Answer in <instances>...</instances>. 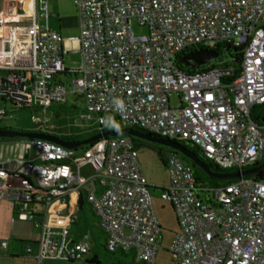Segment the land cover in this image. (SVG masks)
Masks as SVG:
<instances>
[{"label":"built area","instance_id":"obj_1","mask_svg":"<svg viewBox=\"0 0 264 264\" xmlns=\"http://www.w3.org/2000/svg\"><path fill=\"white\" fill-rule=\"evenodd\" d=\"M74 6L79 34L67 40L79 42L77 70L66 66L49 0H30L26 21L0 14L7 31L0 37V100L47 111L73 94L84 98L100 128L120 124L189 141L224 170L243 171L264 159V122L253 117L264 106V0H74ZM135 24L147 34L137 36ZM226 43L244 49L239 72L217 66L189 73L177 65L182 53ZM20 147L33 149L35 159L14 157ZM7 151L0 194L14 201L19 218L33 220V202L45 196L37 251L26 250L38 263L89 255L88 235L72 237L75 213L58 214L65 223L55 228L46 222L54 202L67 205L78 195L91 206L108 252H133L144 264L157 260V187L143 175L132 137L103 138L83 152L27 139ZM166 166L169 183L159 189L178 223L169 247L173 264H264V178L210 186L177 155ZM8 246L0 239V255Z\"/></svg>","mask_w":264,"mask_h":264},{"label":"crops","instance_id":"obj_2","mask_svg":"<svg viewBox=\"0 0 264 264\" xmlns=\"http://www.w3.org/2000/svg\"><path fill=\"white\" fill-rule=\"evenodd\" d=\"M17 2H13V0H0V14L2 16L9 19V21H14L16 23L26 21L29 12V2L30 0H16ZM26 1L28 9H26ZM53 0H50L51 3ZM60 3L58 6V11L61 12L62 16H60L58 23H56V16L51 15V18H54L55 25H52V20L50 18L51 28L55 31L59 32L62 36H77L79 34V18L74 6V0L70 1V6L67 7L65 4H62V0H58ZM51 10V6H50ZM41 22V21H40ZM58 24V25H57ZM6 29L4 27H0V37H3L6 34ZM67 37V38H68ZM67 42H69L67 40ZM64 43V38H63ZM76 43V42H69ZM79 43V42H77ZM80 46V45H79ZM11 142L0 141V169H4L5 167L8 169L9 164L7 165V160L9 158V154L7 151V147L10 146ZM2 156V157H1ZM14 157L23 158L27 160L35 159V152L33 149H17V152L14 153ZM142 170V169H141ZM143 173V172H142ZM1 182V180H0ZM169 183V176L163 187H165ZM158 189V188H154ZM80 196H75L71 198L70 202L67 205H63L62 203L56 201L48 210V214L46 217V222L51 227L55 228L59 225L65 223L64 217H59L60 215H68L70 213H75L77 215V224L80 227H84L85 225L89 227L98 228L91 231L81 232L79 231V227L76 224L72 225V237L74 240H79L83 236L88 235L89 243H90V253L86 257L84 261H61V260H47L42 263H38L35 259L34 255H27V248L29 246L33 247L34 253L37 251V243L41 239L42 228L40 224L45 220L43 214L45 213L44 206H36L35 213L39 215L33 220H24L19 218L16 212V205L13 200L8 197L2 196L0 194V239L6 240L9 243L8 249L0 255V264H90L88 261L94 257H97L101 260L99 256L100 247L98 242L103 241L105 243L106 237L101 234V229L99 228L98 222L92 212V208L85 199V204H80ZM153 196V191H152ZM162 199V198H161ZM154 201V196H153ZM171 205V204H170ZM155 206V201H154ZM173 208V207H172ZM174 211V209H173ZM175 213V212H174ZM159 218V217H158ZM91 220V221H90ZM160 221V220H159ZM91 222V223H90ZM161 224V222H160ZM162 227V224H161ZM101 235L96 234L98 231ZM94 233L95 236L92 235ZM95 237V239L93 238ZM103 238V239H99ZM172 240V236H165L164 229L162 227V239H161V248L157 258V261L160 259V256L163 251H166L168 254V260L171 264H173V257L169 252L170 243ZM129 254V253H128ZM132 254L135 262L137 260L135 254Z\"/></svg>","mask_w":264,"mask_h":264},{"label":"rangeland","instance_id":"obj_3","mask_svg":"<svg viewBox=\"0 0 264 264\" xmlns=\"http://www.w3.org/2000/svg\"><path fill=\"white\" fill-rule=\"evenodd\" d=\"M50 1V0H49ZM71 0H62V4L67 7L70 6ZM13 2H17L13 0ZM72 2V1H71ZM60 1L53 0L50 3L51 10L50 13L56 16L57 19L62 16L61 12L58 11V5ZM52 25L54 26V18ZM44 21L41 20V24ZM58 25V24H57ZM134 33L137 36H144L147 34V29L140 28L138 25H134ZM68 35H64L63 49L67 53L65 55V63L68 70H77L82 65V57L80 54L73 53L80 49L79 43H69L67 42ZM59 80H64L67 85H69L70 78L66 75H60ZM172 106L178 105V99L176 96L170 99ZM66 107L69 109V114L56 116L54 110H37V109H27L19 110L14 107L11 103H6L0 100V129H11V130H21V131H42L46 134L57 135V136H72L77 134H82L89 131L98 130L100 125L98 123L97 115H90L86 111V101L82 97L70 94L68 97V102ZM259 114L263 112V108H259ZM2 114V113H4ZM36 117L37 119H34ZM30 140V139H28ZM171 149L170 146L150 141L148 144H142L137 150L138 160L140 167L142 169L143 175L146 177L151 186L157 187L158 189L152 188L155 208L159 220L164 229L165 236H173V233L178 229V223L176 215L173 211L172 206L168 201L161 199L160 187H163L168 179L167 172V159L169 158ZM91 221V220H90ZM91 223V222H90ZM127 257L121 256L119 253L112 255L107 254L104 251H99V256L104 264H144L140 263L139 259L134 260L130 252ZM168 254L163 251L160 259L152 264H171L168 260Z\"/></svg>","mask_w":264,"mask_h":264},{"label":"trees","instance_id":"obj_4","mask_svg":"<svg viewBox=\"0 0 264 264\" xmlns=\"http://www.w3.org/2000/svg\"><path fill=\"white\" fill-rule=\"evenodd\" d=\"M197 50L193 49V50H189L187 53H182L179 58H178V67L186 72L189 73H196L198 71V69H192L188 66L185 65L184 60L186 57H188L191 53L195 52ZM210 51L214 52L215 54L218 55L216 61H213L212 63H210L209 65L202 67L201 69H205L206 67H217V66H233L236 68V70L239 72L241 70V64H242V59H243V54H244V49L243 47H237L231 44H223L220 46H217L215 49H211ZM67 104V103H66ZM65 103H54L52 104L50 107H48L46 110H54L56 112V116H62V115H67L69 114V109L66 107ZM13 105V104H12ZM14 107H16L19 110H27V109H32L29 107H18L13 105ZM259 108H263V112H264V106L263 107H259ZM259 108L256 109L253 117L256 121H263L264 122V114L262 113L261 115L259 114ZM36 109V108H35ZM37 110H44L43 108H37ZM4 115L5 112L3 113ZM122 129H129V128H124L122 125L118 124L117 126L114 127H108V128H100L98 130H94V131H89V132H85L82 134H77V135H72V136H57V135H51V134H46L43 133L41 130L40 131H21V130H11V129H0L3 131H11V132H18V133H23V134H42V135H46V136H50V137H54L57 138L61 141L67 142V143H80L83 141H87L95 136H97L100 133H106V132H116ZM130 129H134L135 131H137L140 134H144L147 135L148 137L152 138V139H157V140H163L166 142H169L179 148H183L195 155H197L199 157V159L201 160L202 163H204L211 171L218 173V174H234L236 172H238L237 170H224L221 169L220 167L214 165L213 163L207 161L201 151L195 147L191 142L189 141H179V140H172V139H168V138H164L155 134H152L148 131L142 130L140 128H130ZM107 138H112V137H107ZM22 140H27L26 138H14V139H7V138H0V141H5V142H16V141H22ZM132 140L134 142L135 148L136 150L139 149V147L142 144H148V140L146 139H142L139 137H132ZM94 145V143L92 144H88L85 146H82L80 148H77L75 150H77V152H83V151H87L90 148H92ZM170 152V156L172 155H177L179 156L183 162H185L186 164L190 165L194 171V174L196 176V178L205 183L208 184L210 186H224L227 184H231L233 182H235L236 180H230V181H218V180H211L208 175L205 173V171L203 169H201L199 166H197L193 161H191L189 158H187L186 156H184L182 153H180L179 151H176L175 149H173L171 147V149H169ZM264 164V159L261 160L260 162L256 163L255 165L249 167L248 169H257L259 167H261ZM250 178H264V170L262 172H260L259 174L255 175V176H250ZM43 201H34L33 204L35 206H44L45 204V196H43ZM39 215H35V218L38 217ZM75 224L78 226L77 222H75ZM79 227V231L81 232H86V231H93L95 229H98L97 227H91V225H89V227H87L86 225L84 227ZM101 231V230H100ZM98 235H104L103 232L101 231V234L98 231L95 232ZM93 236L94 233H92ZM95 239V237H93ZM99 239H103V238H99ZM99 244L100 247V251H104L107 254H120L123 257H127L128 253L125 251H117L115 253H110L107 251L106 247H105V243H103V241H99L98 239H96ZM106 242V241H105ZM88 263L90 264H104L103 261H101L99 258L94 257L92 259H90L88 261Z\"/></svg>","mask_w":264,"mask_h":264},{"label":"water","instance_id":"obj_5","mask_svg":"<svg viewBox=\"0 0 264 264\" xmlns=\"http://www.w3.org/2000/svg\"><path fill=\"white\" fill-rule=\"evenodd\" d=\"M26 9H28L27 1H26ZM217 57H218L217 54H215L214 52H212L208 49H200V50H197V51L191 53L188 57H186L184 60V63L186 66H188L190 68H202V67L209 65L213 61H216ZM117 136L139 137L142 139H146L148 141H153V142L168 145V146L172 147L173 149H175L176 151H179L180 153H182L184 156H186L191 161H193L197 166H199L201 169H203L211 180H218V181L238 180V179H242L245 177L255 176L264 170V164H263L261 167H259L257 169H246L243 171H238L234 174H218V173L211 171L204 163H202L197 155H195V154H193V153H191V152H189L183 148H179V147H177V146H175L169 142H166L163 140L152 139V138L148 137L147 135L140 134L137 131H135L134 129H130V128L129 129H122V130H119L116 132L100 133L97 136H95V137H93L87 141L80 142V143H67V142L61 141L57 138L42 135V134H23V133H18V132L0 130V138H7V139L26 138V139H33V140L34 139H41V140L53 142L57 145L65 147L67 149H77V148H80L82 146L95 143V142H97L103 138L117 137ZM12 151H13V147H12ZM80 204H85V199H84L83 195L80 196Z\"/></svg>","mask_w":264,"mask_h":264}]
</instances>
